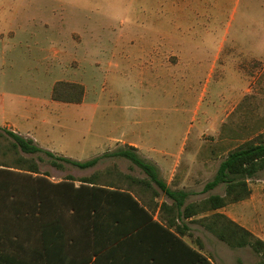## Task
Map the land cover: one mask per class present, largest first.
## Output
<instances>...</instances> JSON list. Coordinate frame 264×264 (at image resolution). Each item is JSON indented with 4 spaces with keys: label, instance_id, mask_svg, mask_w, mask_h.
Here are the masks:
<instances>
[{
    "label": "rangeland",
    "instance_id": "1",
    "mask_svg": "<svg viewBox=\"0 0 264 264\" xmlns=\"http://www.w3.org/2000/svg\"><path fill=\"white\" fill-rule=\"evenodd\" d=\"M126 1L0 0L5 19L16 6L19 21L46 20L45 37L34 35L38 28L32 35L22 29L18 44L31 37L28 43L40 40L55 51L45 63L26 53L18 56L15 71L0 68V119L5 114L25 127L36 126L63 146L65 156L79 161L115 150L122 145L115 140L123 137L175 150L199 131L201 147L214 150L210 180L228 150L264 131V0H240L226 10H206V26L194 20L184 27L192 31V41H158L156 33H166L170 26L131 25L129 21L139 13L126 12ZM140 1L142 6L144 0ZM57 68L64 71L56 73ZM53 80L52 88L57 81L85 84L86 104L34 101L48 100ZM205 88L208 95L205 92L201 99ZM232 89L236 93L230 97ZM218 96L226 98L224 104H219ZM205 100H210L208 110H204ZM2 129L0 165L17 166L15 159L21 156L35 161L39 172L54 180L71 177L78 181L97 174L99 183L130 188L139 196L131 178L146 174L126 158L103 157L87 169L66 162L56 167L44 153L15 151L13 140ZM248 184L250 196L236 209L227 204L225 212L264 240V171ZM222 192L223 184L207 194ZM189 225L193 231L188 242L201 246L215 264H259L260 256L250 247L231 248L198 223Z\"/></svg>",
    "mask_w": 264,
    "mask_h": 264
},
{
    "label": "trees",
    "instance_id": "2",
    "mask_svg": "<svg viewBox=\"0 0 264 264\" xmlns=\"http://www.w3.org/2000/svg\"><path fill=\"white\" fill-rule=\"evenodd\" d=\"M83 94L81 84L57 81L51 97L79 103ZM2 130L13 140L15 151L44 153L56 167L66 162L85 169L103 157L126 158L146 174L131 180L138 189L153 194L150 200L141 201L130 188L99 183L97 174L82 177L78 186L71 178L52 183L39 172L35 161L19 156L17 166L0 165V264H159V260L170 261L165 264H213L201 246L196 248L183 239L190 234V223H198L231 248L250 247L260 256L259 264H264V240L217 211L250 196L249 179L264 171V131L228 150L202 189L207 192L223 184V194L210 193L187 202V191L169 187L156 165L132 145L79 161ZM48 189L53 196H46ZM160 192L171 203L155 201Z\"/></svg>",
    "mask_w": 264,
    "mask_h": 264
},
{
    "label": "crops",
    "instance_id": "3",
    "mask_svg": "<svg viewBox=\"0 0 264 264\" xmlns=\"http://www.w3.org/2000/svg\"><path fill=\"white\" fill-rule=\"evenodd\" d=\"M240 0H144L142 6H139L141 1L135 2L134 0H127V7L126 12H137L139 13L133 21H129L131 25H148V26H170L168 32L166 33H160L157 32L156 36L159 37V40H167L172 41L174 40H180V41H192V31L187 30L184 27H188L194 20H199L203 23L204 26L207 25L206 20V13H204L206 10H226L229 8L232 4H238ZM150 4H153L152 7H149ZM136 6V7H135ZM5 9L4 6L0 5V10ZM135 9L137 11H135ZM17 10L16 6L12 8V12H9V14L6 15V19L4 15L0 14V24L5 19V26L3 28V32L0 31V68L8 66L12 69V72L16 70L17 66V58L20 55H37V58L40 57V62H46L50 53H53V49L50 50L49 45H46L43 43V41H35L34 44L28 43L27 41L32 39L31 37L27 38L23 42L24 44H18L21 43L20 39L21 37L20 32L23 33L22 29H25L27 34L32 35V30L34 28H38L36 32H34V35L36 37H45L43 28L46 29L45 26V19H25V21H19V18L17 17ZM121 23H125L124 20L121 21ZM129 24V25H130ZM29 27V29H27ZM27 34L23 37H27ZM199 39V38H197ZM206 38L200 37L199 40L205 41ZM237 40V39H232ZM254 40V39H253ZM27 53V54H26ZM177 56V55H176ZM180 57H184L182 54H180ZM216 58H219L217 55ZM212 68L216 67V65L212 64ZM223 67V66H222ZM221 67V68H222ZM64 71L63 69H56L57 72ZM75 71L73 70V73ZM54 73V71H53ZM65 80H71L75 81L74 79L70 78H64ZM56 80V79H55ZM50 82V91L48 94V100L35 98L34 101L41 100L46 101L50 104H62L63 106H84L86 104V96H87V89L86 85L84 84L85 91L84 96L81 102L79 103H68V102H62L57 101L51 98V90H52V84L54 81ZM220 81H222L220 79ZM76 82V81H75ZM218 84H222L218 83ZM205 92L208 95V91L205 88L202 92L201 99L204 98ZM236 91L232 89L230 92V97L235 96ZM229 97V96H228ZM222 96H218V102L219 104H224V101L226 98ZM33 99V98H32ZM210 100H205L204 110H208V106L210 104ZM202 104V103H201ZM91 105V104H90ZM93 106V105H92ZM206 116V115H205ZM204 116V120L205 117ZM28 119V117H22ZM0 128H5L7 130H11L19 135H22L25 138H30L34 141V143L39 146L42 149L51 151L57 155H63L65 156V150L64 148L61 149V145H56L52 140H50V137H48V134H43L40 131L37 130L36 126L33 127H25L20 124V122H17L16 120H10L8 117L5 116V114L2 115L0 119ZM200 129V128H199ZM25 131V133L23 132ZM140 138V137H139ZM200 135L199 131L197 132L196 136L193 137L191 141H189V138L187 137L182 144L176 148L175 150H169L166 147H159V146H146L143 140L141 139H127V138H121L116 139L115 141L122 143V145H132L137 148L138 153L143 158L147 159L148 161L152 162L156 167L158 168L160 177L166 182V184L171 187L172 189H183L187 191L188 197L186 199L187 202L191 201H198L200 199L205 198L209 194L207 192H203L202 189L204 187V184L209 180V167L211 161H213V155L214 150L208 151L207 148H202V144L200 142ZM107 151H112L111 149ZM107 151H101L97 156L101 155L104 152ZM67 157V156H65ZM96 157V156H95ZM70 158V157H68ZM72 159V158H71ZM91 159V158H90ZM72 165V164H71ZM76 167V166H75ZM78 168V167H77ZM91 168V167H89ZM80 169V168H79ZM87 169V168H85ZM47 179L52 183H59L62 181H68V178H58L57 180L52 179L48 175L46 176ZM145 178V177H143ZM73 184L75 186L79 185V180H74L71 178ZM70 181V180H69ZM78 182V183H77ZM48 188V187H47ZM155 189H157L155 187ZM139 191V200H150L151 198V191L148 189H138ZM213 190V189H212ZM217 193V194H223ZM153 194V193H152ZM216 194V193H214ZM54 195V193L48 189L46 196ZM205 195V196H204ZM196 197H200L198 200H196ZM155 201H158L159 203L162 201H166L167 203H171V200L168 199L165 195H163L160 192L159 196L154 197ZM239 202L232 203L230 205H227L231 209H236L237 206H239ZM226 206L218 209L217 211L225 212ZM158 209L156 210L157 214ZM156 214L154 217H156ZM231 219L238 222L237 219L231 215L227 214ZM239 223V222H238ZM240 224V223H239ZM242 225V224H240ZM202 227V226H201ZM203 228V227H202ZM193 231L192 227L189 225V233L185 234L183 236V239L188 241L187 236L191 235V232ZM207 231V230H206ZM192 245V244H191ZM193 246V245H192ZM203 251V250H202ZM204 253V252H202ZM205 254V253H204ZM209 260L213 263L211 256L208 254H205ZM165 260H159V264H165Z\"/></svg>",
    "mask_w": 264,
    "mask_h": 264
}]
</instances>
